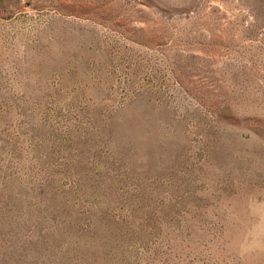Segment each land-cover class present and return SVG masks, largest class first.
Listing matches in <instances>:
<instances>
[{
  "label": "rangeland",
  "instance_id": "rangeland-1",
  "mask_svg": "<svg viewBox=\"0 0 264 264\" xmlns=\"http://www.w3.org/2000/svg\"><path fill=\"white\" fill-rule=\"evenodd\" d=\"M0 264H264V0H0Z\"/></svg>",
  "mask_w": 264,
  "mask_h": 264
}]
</instances>
